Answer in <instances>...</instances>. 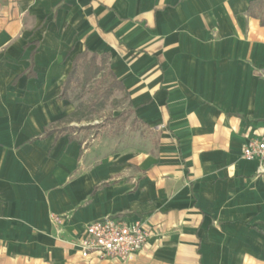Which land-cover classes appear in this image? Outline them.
I'll return each instance as SVG.
<instances>
[{"label":"crops","instance_id":"obj_1","mask_svg":"<svg viewBox=\"0 0 264 264\" xmlns=\"http://www.w3.org/2000/svg\"><path fill=\"white\" fill-rule=\"evenodd\" d=\"M255 1L0 0V264H264V174L243 157L264 134ZM85 50L110 55L145 139L47 134ZM107 216L147 224L141 253L81 258Z\"/></svg>","mask_w":264,"mask_h":264},{"label":"built area","instance_id":"obj_2","mask_svg":"<svg viewBox=\"0 0 264 264\" xmlns=\"http://www.w3.org/2000/svg\"><path fill=\"white\" fill-rule=\"evenodd\" d=\"M243 157L258 161L260 172L264 174V134L248 139ZM60 220V217H55V221ZM150 233L143 220L130 222L125 218L107 216L87 224L76 245L85 260H128L143 251Z\"/></svg>","mask_w":264,"mask_h":264},{"label":"trees","instance_id":"obj_3","mask_svg":"<svg viewBox=\"0 0 264 264\" xmlns=\"http://www.w3.org/2000/svg\"><path fill=\"white\" fill-rule=\"evenodd\" d=\"M262 6L263 0H256L255 2H253L250 6L251 14L257 16L255 9ZM262 22L264 24V17H262ZM28 75L33 76L34 73L30 72ZM101 75H104L106 77L108 83L106 87L100 92L98 97L89 104H79L71 115L59 120L52 130H47V134L53 133V131H56L58 134L75 132L77 128L69 127L67 126V124H70L72 122L80 123L87 117V113L98 112L99 108L101 106H104L106 101H108L112 97L115 91L122 92L124 94V98L127 100L129 99V94L124 84L118 80V78L110 68V55L108 53H104L101 55L97 53L91 54L87 50L76 56L73 63V68L64 83L60 98L69 99L70 93L76 85L80 83L86 86ZM128 110L129 114L133 113L130 105ZM128 119L129 115L126 111H123L118 116L111 118V120L113 121L121 122L122 126L126 124ZM101 127V124L100 126L88 125L83 126L79 129L89 130L94 128L99 129Z\"/></svg>","mask_w":264,"mask_h":264},{"label":"rangeland","instance_id":"obj_4","mask_svg":"<svg viewBox=\"0 0 264 264\" xmlns=\"http://www.w3.org/2000/svg\"><path fill=\"white\" fill-rule=\"evenodd\" d=\"M107 79L104 75L97 77L93 82L84 86L82 84L76 85L71 93L70 100L74 103L75 107L79 104L86 105L91 103L94 99L98 97L100 92L106 87ZM129 103L128 100L124 98V94L119 91H115L112 97L106 101L104 106H101L98 112L87 113V117L82 122H74L73 127L77 130L73 133V136L81 139L92 142L96 137L105 136V137H115L120 134H124L127 131L133 132L136 131L140 136L149 135L151 132L147 129H143L137 125L132 117V114H129ZM126 111L129 115V119L123 126L121 122H116L111 120V118L118 116L121 112ZM101 128L81 130L79 128L83 126H100ZM129 133H126L129 135ZM157 136H153L154 143H156Z\"/></svg>","mask_w":264,"mask_h":264}]
</instances>
